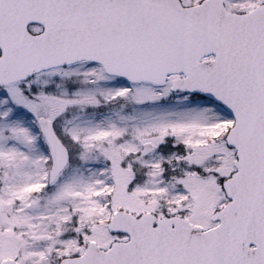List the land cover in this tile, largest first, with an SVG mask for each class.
<instances>
[{
  "label": "snow or ice",
  "instance_id": "6c2138e0",
  "mask_svg": "<svg viewBox=\"0 0 264 264\" xmlns=\"http://www.w3.org/2000/svg\"><path fill=\"white\" fill-rule=\"evenodd\" d=\"M0 264H264V0H0Z\"/></svg>",
  "mask_w": 264,
  "mask_h": 264
}]
</instances>
